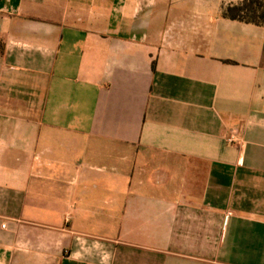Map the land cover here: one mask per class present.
Wrapping results in <instances>:
<instances>
[{
	"label": "crops",
	"instance_id": "0c3cea01",
	"mask_svg": "<svg viewBox=\"0 0 264 264\" xmlns=\"http://www.w3.org/2000/svg\"><path fill=\"white\" fill-rule=\"evenodd\" d=\"M242 1L0 0V264H264Z\"/></svg>",
	"mask_w": 264,
	"mask_h": 264
},
{
	"label": "trees",
	"instance_id": "16d2710c",
	"mask_svg": "<svg viewBox=\"0 0 264 264\" xmlns=\"http://www.w3.org/2000/svg\"><path fill=\"white\" fill-rule=\"evenodd\" d=\"M222 17L257 26L264 25V0H243L222 9Z\"/></svg>",
	"mask_w": 264,
	"mask_h": 264
},
{
	"label": "built area",
	"instance_id": "2783aa9c",
	"mask_svg": "<svg viewBox=\"0 0 264 264\" xmlns=\"http://www.w3.org/2000/svg\"><path fill=\"white\" fill-rule=\"evenodd\" d=\"M234 140L233 136L228 139V142H232Z\"/></svg>",
	"mask_w": 264,
	"mask_h": 264
}]
</instances>
